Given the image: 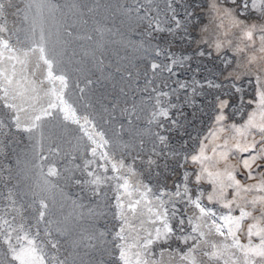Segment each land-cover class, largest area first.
Returning a JSON list of instances; mask_svg holds the SVG:
<instances>
[{"label":"snow or ice","instance_id":"obj_1","mask_svg":"<svg viewBox=\"0 0 264 264\" xmlns=\"http://www.w3.org/2000/svg\"><path fill=\"white\" fill-rule=\"evenodd\" d=\"M177 258L264 264V0H0V264Z\"/></svg>","mask_w":264,"mask_h":264},{"label":"rangeland","instance_id":"obj_2","mask_svg":"<svg viewBox=\"0 0 264 264\" xmlns=\"http://www.w3.org/2000/svg\"><path fill=\"white\" fill-rule=\"evenodd\" d=\"M209 130H210V124H206L203 127L198 128L196 131H194L193 134L196 135V133L199 132L201 135H205V134H207V132ZM244 155H247V154H244ZM173 264H179L178 258H177V260L173 261Z\"/></svg>","mask_w":264,"mask_h":264}]
</instances>
